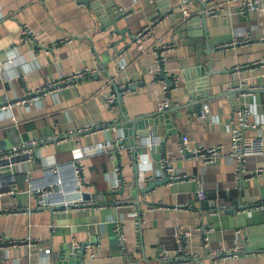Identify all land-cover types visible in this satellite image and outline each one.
I'll use <instances>...</instances> for the list:
<instances>
[{"label": "crops", "instance_id": "crops-1", "mask_svg": "<svg viewBox=\"0 0 264 264\" xmlns=\"http://www.w3.org/2000/svg\"><path fill=\"white\" fill-rule=\"evenodd\" d=\"M178 2L0 0V106L48 80L91 69L30 104L0 107V150L30 137L57 139L34 147L31 160L13 167V180L8 182L19 192L0 197L1 239L40 238L50 248L47 264H77L78 258L65 255L75 243H90L96 252L94 259H83V264H194L200 260L202 264H264V211L254 207L235 211L249 201H264V159L249 156L238 178L236 162L229 154L236 107H248L250 119L264 124V62H258L264 56V6L243 16L232 4L227 16L205 15L199 26L196 21L186 22ZM154 17L158 22L138 48L133 35ZM22 23L32 27L36 40L22 37ZM245 34L254 40L217 47ZM62 35L70 39L55 45ZM162 39L174 42L165 53V67L178 75V87L170 93L171 107L160 113L161 78L150 69L155 46ZM199 78L207 83L202 91L196 84ZM238 83L257 87L230 97L227 92ZM121 85L129 91L115 98L110 108L105 95H116ZM205 88L210 98L201 99L207 111L200 118L192 102ZM146 117L158 122L145 123L148 133L135 142L133 136L143 129ZM95 125L103 128H88ZM181 134L189 135L190 146L219 143L213 160L182 155L177 149ZM245 134L264 137V128L246 129ZM151 135L160 143L147 145L145 139ZM105 141L113 142L114 148H91ZM163 154L169 155L175 171L197 181L170 182L161 177ZM72 161L85 164L86 182L103 207L42 208L33 194L23 191L28 175L52 179L43 174L44 168ZM114 165L125 176L119 190L114 189L118 178ZM258 167L263 169L260 173L255 171ZM198 189L205 191L204 199L197 197ZM120 197H130L132 203L116 205ZM132 211L141 213L138 224L126 219ZM210 225L213 229L204 245L202 235ZM115 226L126 236L123 247ZM182 231H186L183 241L190 256L171 260L175 237ZM3 245L0 242V264L41 260L30 256L31 250L24 245ZM214 250L222 252L213 255ZM165 253L168 259L162 257Z\"/></svg>", "mask_w": 264, "mask_h": 264}, {"label": "built area", "instance_id": "built-area-1", "mask_svg": "<svg viewBox=\"0 0 264 264\" xmlns=\"http://www.w3.org/2000/svg\"><path fill=\"white\" fill-rule=\"evenodd\" d=\"M79 3L83 4L82 0H78ZM237 5L239 12L243 16H247L252 10H258L264 6V0H179L178 6L182 10L184 18H189L195 13H200L202 16L205 15H220L225 17L229 14V5ZM1 8V6H0ZM120 12H125V10L118 7ZM1 16V9H0ZM158 18L154 17L147 24L142 26L134 36V43L138 48L142 47V39L147 36L151 30V27L158 22ZM202 22H199V26ZM23 38L36 40L37 35L33 31L32 27L28 23H22ZM70 39L68 35H62L57 41V43L64 42ZM254 38L251 34H245L239 37H233L230 40L221 42L217 44L218 48H224L233 46L235 44L247 43L253 41ZM174 45L173 41L160 40L158 45L155 46L156 56L154 60L153 68L150 71L153 76H158L161 78V99L158 102L157 109L160 113L173 104V100L170 97V93L178 87V75L176 73L170 72L165 67V53L172 49ZM258 62H264V56L258 59ZM1 68V66H0ZM154 71V72H153ZM91 72L89 68L76 69L70 73L59 77L57 79L48 80L41 86L36 88L27 89L23 95L6 99L0 107L12 106L15 104H30L40 95L45 94L51 90H59L65 85L74 83L78 78L85 76ZM257 86H246V84L238 83L233 85V89L239 90V93L246 95L250 93L251 89ZM129 88L121 85L119 90L114 93H108L105 95V103L113 108V102L115 98L124 95ZM207 111L206 103L202 104L201 116L203 117ZM103 128L102 125L88 126V128ZM258 127L264 128V124L256 123L250 119V109L246 106L236 107L234 112V119L231 126L230 135V150L229 154L232 159L236 162L235 176L241 177L245 172V161L249 156H257L264 159V137L259 134L246 135V129H257ZM142 134H136L133 136L134 141L141 140ZM56 138L50 135H44L42 137H30L26 140L21 141L18 144L11 146L8 150H0V197L2 195H9L16 193L18 190L12 188L8 181L13 180V167L19 161L31 160L33 157V148L40 145H45L47 143H52ZM190 137L188 134H181L177 140V149L182 155H187L192 159L201 158L205 162H211L214 155L217 153L220 144H201V145H189ZM117 145V151H120V146L122 144L119 138L115 141ZM114 142V143H115ZM145 142L147 145L159 144L160 141L156 135H151L146 137ZM90 147V146H89ZM92 149H112L114 144L111 141H105L102 143H95L91 147ZM262 167H258L255 171L260 173ZM114 171L118 174L117 183L114 185L115 190H119L125 181V176L120 170L119 165H114ZM44 175L53 176L52 179L49 178H33V176L28 175L26 177V185L24 187L25 192L33 194L39 207H52L56 209H67L69 207H103V204H97L93 198V188L86 182L85 179V164L82 161H72L67 164H55L43 169ZM160 174L161 177H166L170 182H182V181H197L196 177L188 175L186 173L177 172L174 170L173 164L169 155L163 154L160 158ZM19 192V191H18ZM197 197L199 199H204L206 193L203 189L197 190ZM132 199L130 197H120L115 201L116 205L131 204ZM249 205L241 206L235 211H245L250 207H254L258 210L264 211V201H249ZM25 210L29 209L28 203L23 205ZM24 210V211H25ZM129 221L138 224L141 220V213L132 211L129 212L127 218ZM213 229L210 225L205 229L202 235V241L204 245L208 244V233ZM116 236L118 244L123 247L125 243L126 236L121 231L119 226H115ZM186 231L178 232L175 241V254L171 260H187L190 254L185 249V243L183 241V235ZM0 242L4 243L3 247L9 246H21L24 245L29 248L30 256L41 257L38 264H47L48 258L47 254L50 248L45 245V243L40 241V238H35L31 235H25L17 238H7L6 241L0 238ZM75 250H79L81 245L75 243L73 245ZM83 248V259L92 260L96 257V252L94 247L90 243L82 245ZM222 251H212L213 255H218ZM230 252V251H227ZM225 253V252H224ZM164 259H168V255L165 253L162 255ZM27 264H31L30 262ZM194 264H202L201 260L194 262Z\"/></svg>", "mask_w": 264, "mask_h": 264}, {"label": "water", "instance_id": "water-1", "mask_svg": "<svg viewBox=\"0 0 264 264\" xmlns=\"http://www.w3.org/2000/svg\"><path fill=\"white\" fill-rule=\"evenodd\" d=\"M82 1L87 3V0H82ZM203 19H204V16L202 17V16H199V15L198 16L197 15H193V16L187 18L186 19V22L188 23V22L196 21L198 23V25H199V22L202 21ZM196 84L198 85L197 87H199L200 89L201 88H204L205 86H207V83L205 81V78H199L198 81L196 82ZM200 91H202V89ZM238 91L239 90L235 89L234 91L231 90V91H228L227 93L230 94V97H232ZM192 92L195 95V91L192 90ZM194 97H195V99H193L192 104L194 105L193 108L195 110V113H196V115L198 117L203 118L201 116V110H202V101H201V99H203V98L209 99L210 98V96L208 94L207 88H205V90H203V93L202 94H197L196 93V95ZM146 118L147 119H145L143 121V125H144L142 127L143 129L139 130L137 132L138 134H146V133H148V131H149L148 130L149 124H154V123L158 122L156 120L153 121V119H151V121H150V119L148 117H146ZM159 119L161 120V122L164 123V117L163 116L160 115ZM145 123H146V125H148L147 127H145ZM167 124L170 125L171 124L170 121ZM164 179H167V178L164 177ZM82 253H83V248H82V245H81V247H80L79 250L73 249V250L66 251L65 252V255L68 258H71L72 256L73 257H76V258H78L77 264H83V256H82ZM63 257H65V256L63 255Z\"/></svg>", "mask_w": 264, "mask_h": 264}]
</instances>
